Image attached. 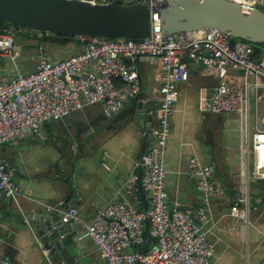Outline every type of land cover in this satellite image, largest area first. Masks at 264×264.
Masks as SVG:
<instances>
[{
    "label": "built area",
    "instance_id": "1",
    "mask_svg": "<svg viewBox=\"0 0 264 264\" xmlns=\"http://www.w3.org/2000/svg\"><path fill=\"white\" fill-rule=\"evenodd\" d=\"M109 3L112 0H86ZM146 2L149 10V33L139 39L75 34L83 44L80 52L53 59L43 56L30 72L18 71L0 80V144L16 142L28 135H39L46 120L62 119L82 108L84 103H99L105 117L120 112L141 90L139 56H161L162 72L158 79L160 100L156 109L157 124L151 128V143L137 160L143 170L141 183L150 197L146 210L128 200L110 202L97 211L85 229L98 247L104 264H210L214 245L207 239V210L210 198L221 192L214 180L215 165L189 159L190 176L203 195L197 209L169 207L167 169L164 164L171 117L178 98L177 85L189 77L184 57L205 66L203 73L214 77L216 84L203 99L205 112H237L242 130L254 116V129L239 142L241 162L249 163L248 181H262L264 186V46L233 38L216 28L196 32H162L161 9L167 0H135ZM245 9L264 8V0H228ZM20 32L48 35L35 28L9 27L0 30V55L14 58L15 36ZM93 64L94 68L88 66ZM237 72L232 84L230 73ZM137 174L126 179L129 191L135 190ZM0 191L16 198L22 187L13 172L0 158ZM230 215L245 222L244 209L232 206ZM65 221H83L78 208L70 206L63 213ZM153 237L145 252L136 248L146 243L145 221ZM214 225L234 230L235 224ZM264 244V234L262 237ZM47 256V250L43 249ZM0 264H12L0 260ZM260 264H264V258Z\"/></svg>",
    "mask_w": 264,
    "mask_h": 264
},
{
    "label": "crops",
    "instance_id": "2",
    "mask_svg": "<svg viewBox=\"0 0 264 264\" xmlns=\"http://www.w3.org/2000/svg\"><path fill=\"white\" fill-rule=\"evenodd\" d=\"M82 46L73 36H39L20 32L15 36L14 58L0 55V80L14 76L18 71H32L43 56L53 59L67 57L80 52ZM162 60L161 56L138 60L140 93L114 116L105 117L99 103H84L81 109L69 114L72 118L66 116V122L63 118L44 121L41 125L44 137L32 134L16 142L0 144V158H4L12 172L17 170L13 178L22 187V194L13 202L22 213L34 212L39 206L42 209L64 204L67 195H60L57 184L64 171L58 162L66 156L74 162L72 148L79 152V197L71 206L78 208L83 220L72 222L73 238L83 264H104L84 222L92 221L97 211L110 202L128 200L139 208L141 206L135 190L131 192L127 189L126 179L136 169L143 143L147 148L153 139L144 138V133L140 131L149 122L142 120L140 126L137 120L131 121L130 113L138 101L146 104L153 100L149 104L153 109L147 114L156 119L149 126L152 128L157 124L156 109L160 100L158 79L162 72ZM188 67V79L177 85L178 98L164 157L168 171L166 188L169 207L194 210L203 204V195L190 176L189 159L192 156L200 158L202 163L215 164L219 175L215 170L214 180L221 192L210 198L207 210V239L215 248L210 264H260L264 258V188L260 181L247 182L248 164L241 162L239 149L242 136L251 134L254 129V116H250L242 130L243 124L237 112H205L203 99L217 80L203 73L204 65L188 63ZM88 68L93 69V64ZM236 72H230L232 84L239 80ZM104 122L107 123L99 128ZM86 126L98 128L90 133L88 148L81 140L72 143L68 136L79 134ZM55 172L58 173L57 180L50 178ZM220 179L224 180L227 191L221 186ZM248 187L250 199L255 200L249 210L244 204L245 196L239 198L238 195L239 190L245 194ZM240 202L243 204L240 205ZM235 204L244 209L245 222L230 215ZM216 221L223 225L233 223L236 227L224 230L214 225ZM32 229L23 227L10 232L6 240H0V260H10L12 264H45L36 237L38 233ZM50 260L53 262L51 257Z\"/></svg>",
    "mask_w": 264,
    "mask_h": 264
},
{
    "label": "water",
    "instance_id": "3",
    "mask_svg": "<svg viewBox=\"0 0 264 264\" xmlns=\"http://www.w3.org/2000/svg\"><path fill=\"white\" fill-rule=\"evenodd\" d=\"M134 1L112 0L109 3L93 4L86 0H0V19L8 22L11 29L28 27L50 34H89L139 39L149 33V10L146 2L133 3ZM160 14L164 34H183L216 28L230 34L233 38L247 41L258 47L264 46V10L260 7L245 9L239 3L228 0H167V5L161 9ZM144 57L148 56H139L136 63ZM183 61L195 66H203L202 62H195L188 57H184ZM152 101L149 100L146 104L138 101L130 113L131 121L135 119L141 126L142 120H147L150 125V122L156 119L155 116L147 114L153 109L151 105L149 106ZM67 117L72 118L70 115ZM62 120L66 122L67 119L65 117ZM106 123H102L99 128ZM149 125L144 124L140 131L144 133V138L151 140ZM97 129V126L92 128L86 126L79 134L68 136L72 139V143H78L81 140L85 148H88L90 133ZM145 150L146 143H143L138 159ZM72 151L75 155L74 162H71L67 156L58 162L59 167L64 171L57 183L58 191L60 195H67L63 205L54 208L45 206L42 209L39 206L34 212L22 213L15 207L14 198L6 197L0 191V240H6L10 232L13 233L23 227L35 229L38 233L36 237L41 252L43 253V249L48 252L47 256L43 253L45 264H53V262L54 264H83L73 238L72 221L67 222L63 218V213L79 197L77 194L79 152L75 148H72ZM215 170L219 175L217 169ZM135 172L137 174L135 193L141 200L140 208L146 210L150 197L142 187L143 170L138 166ZM13 174H17V170ZM57 174L55 172V175L52 174L50 178L57 180ZM220 182L224 191H227L224 180L220 179ZM259 183L264 188L263 182ZM238 195L239 198L245 196L244 204L249 210L255 201L249 197V187L245 194L239 190ZM241 204L243 203L240 202ZM145 231L146 243L136 248L140 252H145L153 241L149 233L148 220L145 221Z\"/></svg>",
    "mask_w": 264,
    "mask_h": 264
},
{
    "label": "trees",
    "instance_id": "4",
    "mask_svg": "<svg viewBox=\"0 0 264 264\" xmlns=\"http://www.w3.org/2000/svg\"><path fill=\"white\" fill-rule=\"evenodd\" d=\"M262 9L264 10V8ZM6 27H9V23L0 19V29L6 28ZM54 35L67 36V34L66 35L65 34H54ZM68 36H72V35H68ZM253 45L254 47L258 48V45H255V44Z\"/></svg>",
    "mask_w": 264,
    "mask_h": 264
},
{
    "label": "rangeland",
    "instance_id": "5",
    "mask_svg": "<svg viewBox=\"0 0 264 264\" xmlns=\"http://www.w3.org/2000/svg\"><path fill=\"white\" fill-rule=\"evenodd\" d=\"M251 115H252V112H251ZM251 115H250V116H251Z\"/></svg>",
    "mask_w": 264,
    "mask_h": 264
},
{
    "label": "clouds",
    "instance_id": "6",
    "mask_svg": "<svg viewBox=\"0 0 264 264\" xmlns=\"http://www.w3.org/2000/svg\"><path fill=\"white\" fill-rule=\"evenodd\" d=\"M50 34V33H49Z\"/></svg>",
    "mask_w": 264,
    "mask_h": 264
}]
</instances>
